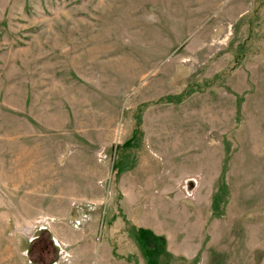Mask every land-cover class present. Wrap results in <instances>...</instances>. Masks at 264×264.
<instances>
[{
	"label": "rangeland",
	"instance_id": "obj_1",
	"mask_svg": "<svg viewBox=\"0 0 264 264\" xmlns=\"http://www.w3.org/2000/svg\"><path fill=\"white\" fill-rule=\"evenodd\" d=\"M0 264H264V0H0Z\"/></svg>",
	"mask_w": 264,
	"mask_h": 264
},
{
	"label": "crops",
	"instance_id": "obj_2",
	"mask_svg": "<svg viewBox=\"0 0 264 264\" xmlns=\"http://www.w3.org/2000/svg\"><path fill=\"white\" fill-rule=\"evenodd\" d=\"M66 232H68V234H65L67 237L64 239V242L69 243L68 245L72 246L75 250H76V247L79 248L78 246H81L80 244L83 242L82 240H83L84 234H86V233L83 232L81 234H79V233L73 234L72 232L67 231V230H66ZM77 235H78V237H77ZM79 241H81V242H79ZM108 249L111 250V248H108ZM100 250L102 252V255L106 254V252H107L106 249L103 247H101ZM78 252H80V251L78 250Z\"/></svg>",
	"mask_w": 264,
	"mask_h": 264
}]
</instances>
